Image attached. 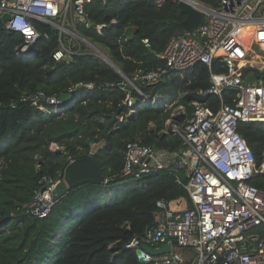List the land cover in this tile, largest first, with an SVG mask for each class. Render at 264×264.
I'll use <instances>...</instances> for the list:
<instances>
[{"label": "trees", "instance_id": "16d2710c", "mask_svg": "<svg viewBox=\"0 0 264 264\" xmlns=\"http://www.w3.org/2000/svg\"><path fill=\"white\" fill-rule=\"evenodd\" d=\"M198 1L214 6L220 2ZM86 12L90 22L106 27L99 34L93 27L83 26L81 33L99 45L145 95L162 96L165 102L125 105L115 117L127 98V90L136 98L141 95L102 57L83 44L72 60L55 61L58 33L38 21L36 27L49 36L37 41L34 55H22L18 48L24 42L23 36L1 27L0 264H145L126 244L155 224L160 209L157 203L184 201L186 207H192L187 189L178 181V177L186 180L185 173L175 165L148 173L136 170L123 174L129 141L180 150L183 140L168 125L173 109L164 105L210 87V68L204 63L184 72L167 73L154 82L136 78L140 70L164 66L158 54L173 36L184 34L180 24L186 14L175 0H166L162 5L156 0H108L106 4L90 0ZM114 19L117 24L112 23ZM245 38L242 35L235 41ZM144 39H148V45ZM47 67L54 69L49 72ZM213 69L225 71L218 61ZM243 78L264 83V67L246 68ZM80 83L83 85L72 91L76 102L60 114L54 113V107L45 99L37 104L30 99L40 91L60 96ZM89 83L94 87L85 85ZM232 94L225 91L226 102L232 101ZM180 98L177 105H184L192 113L194 105ZM208 105L218 110L221 100L210 95ZM165 129L169 132L164 133ZM238 130L253 149L257 167H261L264 122L241 121ZM95 144L102 146L90 155ZM89 155L106 183L87 181L70 188L47 218L21 211L33 199L44 176L63 179L71 159ZM251 182L264 190V173L256 174ZM7 211L11 216L4 222ZM255 230L264 237V226Z\"/></svg>", "mask_w": 264, "mask_h": 264}, {"label": "built area", "instance_id": "2783aa9c", "mask_svg": "<svg viewBox=\"0 0 264 264\" xmlns=\"http://www.w3.org/2000/svg\"><path fill=\"white\" fill-rule=\"evenodd\" d=\"M89 1L0 0V18L9 15L4 27L23 36L24 42L19 46L22 52L28 51L42 36H49L36 27L38 21L58 33L59 48L53 53L55 61L73 57L83 44L100 56L106 53L77 27V22L87 27L93 23L87 18ZM102 1L106 4L108 0ZM165 1L156 0L159 5ZM188 1L203 12V21L188 34L173 36L168 41L158 54L164 66L144 74L140 70L136 78L154 82L167 73L184 72L204 63L210 68L211 84L208 89L197 91L217 95L221 105L215 110L208 101H190L194 105L192 113L184 105L172 112L168 125L183 140L178 151L157 149L138 141L127 143L124 175L175 165L185 173L186 180L178 177V181L187 189L192 207L173 211L168 203L159 201L155 224L135 234L126 247L141 249L142 253L137 256L145 264H264V237L255 230L264 226V190L251 182L256 174L264 173V163L257 167L253 149L238 130L241 121L264 122V83L243 78L246 68L264 67V55L256 49L252 51L253 45L255 48L264 45V0H220L216 6ZM112 23L117 21L114 19ZM105 27L101 23L93 28L102 34ZM242 35L246 38L235 41ZM144 42L149 43L148 39ZM243 60L248 63L238 71ZM215 61L222 64L224 72L213 69ZM125 81L140 93V100L146 104L162 99L145 95L127 77ZM82 85L71 88L69 93ZM85 85L94 87L93 83ZM227 90L233 93L231 102L225 100ZM127 91L123 103L133 107L136 97ZM30 99L35 104L45 99L57 114L73 104L62 106L59 96H47L42 91ZM180 115H184L182 121L177 119ZM62 180L44 176L33 199L21 211L47 218L58 201L54 189ZM163 244L171 246L170 252L154 255L142 248L143 245L158 248Z\"/></svg>", "mask_w": 264, "mask_h": 264}, {"label": "water", "instance_id": "95a60500", "mask_svg": "<svg viewBox=\"0 0 264 264\" xmlns=\"http://www.w3.org/2000/svg\"><path fill=\"white\" fill-rule=\"evenodd\" d=\"M192 1V0H190ZM179 7L181 11H183L186 14L185 20L181 22V27L184 31V35L188 34L192 30L196 29L200 23L203 21V12L195 7L191 2L188 0H179L178 1ZM9 15H5L3 18H0V28L4 27V22L7 20ZM96 25L95 22L91 24V27H94ZM38 50V42H34L26 52H22L21 48H18V52L22 55H26L28 52H36ZM100 57L104 59L107 63H109L112 67H114L119 73H121L123 76L124 73L122 70L118 67V65L106 54L101 53ZM72 60L71 56L66 57V61ZM54 68L47 67V70L50 72ZM145 71L143 72V74ZM126 77V76H125ZM210 94L209 93H200L199 91H191L187 94L186 99L189 101H197L200 103H206L209 100ZM59 99L62 102V106L66 105L67 102H74L75 101V95L72 93H63L59 96ZM142 100H139L138 98L134 101V106L139 107ZM125 107V104L122 103L118 109V111L114 114L115 117H117L120 113V111ZM184 118V115L178 116V120L182 121ZM92 182L96 184H104L106 183V177L100 172L99 166L95 159L92 156H84L81 158L74 159L72 162H70L66 169L64 174V180L60 181L57 186L54 189V197L59 201L62 199L67 193L68 190L80 183L83 182ZM11 216V212L7 211L4 217V222L9 221ZM142 248L146 250L147 252L157 255L164 252H170L171 246L169 244H163L158 248L151 247L149 245H143ZM137 254H141L142 250L138 249Z\"/></svg>", "mask_w": 264, "mask_h": 264}, {"label": "rangeland", "instance_id": "374dc122", "mask_svg": "<svg viewBox=\"0 0 264 264\" xmlns=\"http://www.w3.org/2000/svg\"><path fill=\"white\" fill-rule=\"evenodd\" d=\"M77 27H78V29L80 30V32L82 31V27H83V24H81L80 22H77ZM99 46V45H98ZM253 49H256V51H257V53H261V54H263L264 55V45L262 46H257L256 48H255V45H253V47H252V51H253ZM254 56V55H253ZM180 97H185V95H182V96H179L178 98H176V99H174V100H168L166 103H165V107H167V108H172L173 109V111L175 110V109H178V105H177V103H178V101H180ZM141 98H139V100H140ZM164 99V97L159 101V103H163V100ZM165 102V101H164ZM142 103L144 104L145 103V101H143V99H142ZM170 128V127H169ZM170 130H171V128H170ZM112 195V194H111ZM110 195V196H111ZM113 197V196H112ZM169 206H170V208H171V210H173V211H177V210H182V209H184L185 207H186V203L184 202V201H182L181 203H178V202H176V201H173V202H171V203H169Z\"/></svg>", "mask_w": 264, "mask_h": 264}, {"label": "crops", "instance_id": "0c3cea01", "mask_svg": "<svg viewBox=\"0 0 264 264\" xmlns=\"http://www.w3.org/2000/svg\"><path fill=\"white\" fill-rule=\"evenodd\" d=\"M76 97H75V101H74V103L76 102ZM169 131L167 130V129H165L164 130V133H168ZM102 146V144H95L94 146H93V149H92V151H97L100 147ZM186 208V207H185Z\"/></svg>", "mask_w": 264, "mask_h": 264}, {"label": "bare ground", "instance_id": "6f19581e", "mask_svg": "<svg viewBox=\"0 0 264 264\" xmlns=\"http://www.w3.org/2000/svg\"><path fill=\"white\" fill-rule=\"evenodd\" d=\"M248 62L246 60H243L240 62L239 66H238V71H240L241 69H243V67H245V65L247 64ZM67 104L69 105V102H67ZM61 179V178H60Z\"/></svg>", "mask_w": 264, "mask_h": 264}, {"label": "clouds", "instance_id": "9594fccd", "mask_svg": "<svg viewBox=\"0 0 264 264\" xmlns=\"http://www.w3.org/2000/svg\"><path fill=\"white\" fill-rule=\"evenodd\" d=\"M73 94V93H72ZM162 97V96H161ZM163 98V97H162ZM164 100V99H163ZM74 103V102H73ZM150 104V103H149ZM134 113V112H133ZM64 179V178H63Z\"/></svg>", "mask_w": 264, "mask_h": 264}]
</instances>
